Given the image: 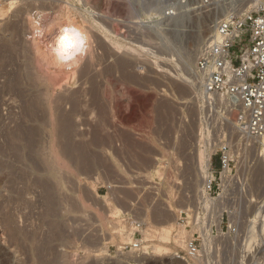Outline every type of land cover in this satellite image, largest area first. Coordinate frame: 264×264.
Instances as JSON below:
<instances>
[{"label":"rangeland","instance_id":"374dc122","mask_svg":"<svg viewBox=\"0 0 264 264\" xmlns=\"http://www.w3.org/2000/svg\"><path fill=\"white\" fill-rule=\"evenodd\" d=\"M251 4L204 10L196 0H0V264H183L173 257L184 251L173 238L179 225L167 244L143 243L169 249L154 259L121 252L131 239L119 242L115 227L131 237V217L148 231L158 227L156 215L174 219L197 207L204 177L193 153L203 129L189 104L196 57L191 69L184 59L226 10ZM68 18L89 29L91 48L71 70L42 69L31 44L43 51L57 20ZM260 155L264 147L255 144L239 162L241 207L235 195L225 203L238 235L221 236L200 210V223L210 226L200 264H251L264 245V181L251 176ZM228 223L224 215V232Z\"/></svg>","mask_w":264,"mask_h":264},{"label":"built area","instance_id":"2783aa9c","mask_svg":"<svg viewBox=\"0 0 264 264\" xmlns=\"http://www.w3.org/2000/svg\"><path fill=\"white\" fill-rule=\"evenodd\" d=\"M196 1L200 9L207 10L237 0ZM164 16L171 18L174 13L166 11ZM191 77L194 92L189 104L195 105L202 119L201 126L206 135L201 146L207 160L203 195L197 207L180 211L176 221L189 234L183 253L177 255L186 263L200 264L210 233V226L200 223V210L208 211V224L216 222L217 227L219 220L217 229L221 236L238 235L235 214L232 215L225 203L227 196L235 195L241 207L246 181L238 173V166L245 152L254 151L255 145L246 139L264 136V0H252V4L243 10L228 9L214 21L211 34L197 52ZM228 113L233 118L231 126L223 120L228 118ZM245 167L247 173V163ZM224 215L227 223L231 221L225 232L224 227L220 228ZM129 221L134 231L130 243L121 246V252H139L143 247V223L132 217Z\"/></svg>","mask_w":264,"mask_h":264},{"label":"bare ground","instance_id":"6f19581e","mask_svg":"<svg viewBox=\"0 0 264 264\" xmlns=\"http://www.w3.org/2000/svg\"><path fill=\"white\" fill-rule=\"evenodd\" d=\"M238 1H240V2H242V1H245V0H238ZM249 1H252V0H248V2ZM241 6V5H240ZM229 8V7H228ZM227 7H226V9H228ZM230 8H232V7H230ZM229 8V9H230ZM242 8V7H241ZM222 10V9H221ZM223 11H224V9H223ZM61 18V20H62V17H60ZM61 20H57V23H56V25H54L53 26V31H55V38L58 36V34L62 31V29L64 28V27H67V26H75V27H77V28H79L81 31H83V32H85V33H87V35H88V37H89V45H91V43H92V38H91V35H90V33H89V29L87 28V29H84V28H86V26L84 27V24H83V27L82 26H79V25H77V24H75L74 23V21L72 20H70L69 18L68 19H66V22L64 23V25H63V23H61L60 21ZM213 22V21H212ZM211 22V23H212ZM91 23V22H90ZM33 25V24H32ZM81 25V24H80ZM93 26H94V24H92ZM90 26H91V24H90ZM92 26V27H93ZM90 28V27H89ZM92 30V29H91ZM90 30V31H91ZM93 32V31H92ZM55 38H53L50 42H49V44H46V46H45V49L42 51L41 49H39V48H33V47H35L38 43V41L35 43L34 42V46H33V44H31L32 45V54H33V56L32 57H34V59H36V62H38V65L40 64L41 66H43L44 68H47V69H51V70H65V71H68V70H71V67L72 66H65V65H60V64H58L57 62H56V60L54 59V57L52 56V54H51V50H50V45L55 41ZM193 39V38H192ZM191 39V40H192ZM195 40H196V38H195ZM34 40H32V42H33ZM197 42V41H196ZM198 45V44H197ZM196 44H195V46H193V49L192 50H190L189 51V53L188 54H186V57H185V59H184V66H185V68L187 67V68H190L191 66L190 65H192L193 64V62H194V60H195V57L197 56L196 55V53H197V51L199 50H197V48H196V46H197ZM40 47V46H39ZM89 48H91L90 46H89ZM43 49V48H42ZM35 50V51H34ZM130 52V51H129ZM128 52V53H129ZM131 55V54H130ZM135 56V55H134ZM138 56V55H137ZM129 57V56H128ZM133 57V56H132ZM142 57V56H141ZM84 58V57H83ZM134 58V57H133ZM132 58V59H133ZM31 59V58H30ZM141 60V59H140ZM35 62V63H36ZM135 63V62H134ZM137 63V62H136ZM75 64H77V63H75ZM74 64V65H75ZM37 65V66H38ZM39 65V66H40ZM38 66V68H40ZM193 66V65H192ZM74 67V66H73ZM42 68V67H41ZM30 69V68H29ZM43 69V68H42ZM191 69V68H190ZM193 69V68H192ZM38 70V69H37ZM43 71V70H42ZM64 71V72H65ZM192 71V70H191ZM34 72V71H33ZM47 72V71H46ZM35 73V72H34ZM45 73V72H44ZM62 73V72H61ZM28 74V73H27ZM48 74V73H47ZM66 74V73H65ZM32 75V74H31ZM35 76V75H34ZM36 76H39L38 74L36 75ZM42 77V76H41ZM44 77H46V76H44L43 75V78ZM47 77H49L48 75H47ZM39 78V77H38ZM50 79V78H49ZM34 80H36V79H34ZM39 80V79H38ZM37 80V81H38ZM40 80H41V78H40ZM31 81H32V79H31ZM40 82V81H39ZM37 83V82H36ZM31 85V84H30ZM191 85V84H190ZM32 86V85H31ZM41 89V88H40ZM39 90V89H38ZM37 92V91H36ZM42 94V93H41ZM35 95V94H34ZM45 95V94H44ZM167 95H169L170 96V94H167ZM32 96V95H31ZM35 97V96H34ZM37 97V96H36ZM33 98V97H32ZM34 99V98H33ZM44 99V98H43ZM30 100H32L31 98H30ZM36 101V100H35ZM44 101V100H43ZM32 103V102H31ZM188 103V101H182L181 102V105L182 104H187ZM33 104H35L34 102H33ZM32 104V105H33ZM164 104V103H163ZM166 104V103H165ZM36 105H37V103H36ZM163 106V105H162ZM32 107V106H31ZM31 107H29V109L31 108ZM34 107V106H33ZM165 107V106H164ZM168 107V106H167ZM36 108V107H35ZM43 108V107H42ZM171 108V107H170ZM32 109V108H31ZM34 109V108H33ZM163 109V108H162ZM169 108H167V110H168ZM33 111H35V110H33ZM38 111H40V110H38ZM44 111V110H43ZM159 111V110H158ZM30 112V111H29ZM165 112V111H164ZM169 112V111H168ZM35 113V112H34ZM34 113H32V111H31V116L32 117H34L35 116V114ZM166 113V112H165ZM34 114V115H33ZM40 114V113H39ZM43 114V113H42ZM43 116V115H42ZM167 116H169V115H166L165 117H167ZM230 116V117H229ZM37 117V116H36ZM35 119V118H34ZM33 119V120H34ZM40 119H41V117H40ZM59 119V118H58ZM66 119V118H65ZM220 119V118H219ZM224 121H225V124L227 125V126H231L230 124L232 123V114L231 113H228V118H225V119H223ZM60 122V121H59ZM64 122V121H63ZM62 123V122H61ZM65 123V122H64ZM200 126V125H199ZM64 127V126H63ZM67 128V127H66ZM37 129V128H36ZM31 130V129H30ZM62 130V129H61ZM32 131V130H31ZM34 131V130H33ZM65 131V130H64ZM27 133V132H26ZM37 133V132H36ZM61 133H63V132H61ZM68 133V132H67ZM33 133H31V135H32ZM64 134V133H63ZM34 135V134H33ZM32 135V136H33ZM26 136V135H25ZM36 136V135H35ZM202 136H203V133H202V131H201V133L199 132V135H198V139H197V141H196V145H195V147H194V153H193V156H195V159L197 160L196 162V164H197V174H200V175H202V177H205V164H206V160H207V155H206V153H205V150L202 148V146H201V140H202ZM30 139H26V140H31L32 141V138H31V136L29 137ZM18 139V138H17ZM65 139V138H64ZM25 140V141H26ZM20 141V140H19ZM31 141L29 142V144L31 143ZM246 141L248 142V141H250V142H252V143H255V144H257V145H259V146H263L264 147V136L262 137V138H257V139H246ZM34 142V141H33ZM64 142H65V140H64ZM63 142V143H64ZM67 144V143H66ZM34 147V146H33ZM28 148V147H27ZM32 153V152H31ZM255 165H256V167L254 168V172H253V175H251L252 177H254V178H252V179H255V181L257 182V184L259 183V182H261V180H263L264 181V155H260L258 158L256 157V163H255ZM238 173H240V171H238ZM202 181V180H201ZM255 181H254V183H255ZM252 182V181H251ZM253 183V182H252ZM256 186V185H255ZM257 186H260V185H257ZM252 189V188H251ZM250 189V190H251ZM203 195V192L201 191V193H200V195H199V197H201ZM263 204V203H262ZM261 204V205H262ZM258 205V204H257ZM260 205V206H261ZM167 206H169L168 204H167ZM172 207V206H171ZM261 208V207H260ZM259 208V209H260ZM172 209V208H171ZM170 209V207H169V209L167 210L168 212H172V210ZM257 209V208H256ZM158 210V209H157ZM258 210V209H257ZM261 212L263 211L262 210V208H261V210H260ZM257 213H259L258 215V217H260V212L258 211ZM161 214V213H160ZM171 214V213H170ZM158 215H159V213H158ZM163 214H161V216H162ZM264 215V214H263ZM160 215H159V217L156 215V217L158 218V220L160 221L158 224H157V226L158 227H154V228H152L153 226H151V230H149L148 229V231L146 230V231H143L142 230V235H143V239H142V241H143V243H146L147 241L146 240H150V242L151 241H153V239L155 240V238L156 239H158V241L160 242V243H163V244H167L168 242H169V240H170V238H171V235H172V233H171V230H172V228H174L175 227V225H177L176 224V221H177V219H178V216L177 217H173L174 219H166L168 216H166V218H165V214L161 217ZM256 216H257V214H256ZM161 217V218H160ZM171 217V216H170ZM262 217V216H261ZM263 218V217H262ZM261 218V219H262ZM258 219V218H257ZM155 220V219H154ZM175 220V221H174ZM259 220V219H258ZM260 221V220H259ZM140 222L141 223H143L144 221H142V220H140ZM217 224H220V222H219V220L217 221ZM259 224V223H258ZM178 227V226H177ZM181 231L177 234V235H173V238H174V243L176 242V244L178 245L179 244V246L180 247H182L183 246V248H184V246H185V239L188 237V235L189 234H187V232L186 231H184V230H182V228H180V227H178ZM115 229H117V235H118V241L119 242H121V241H126V242H129L130 241V239H131V237H129V236H126V234H124L123 232H121V230L120 229H118V225H116V227H115ZM132 229H133V226H132ZM134 231V230H133ZM132 231V232H133ZM175 233H177V232H175ZM129 235V234H128ZM117 237V236H116ZM172 238V239H173ZM157 241V242H158ZM123 243V242H122ZM175 244V245H176ZM169 249L166 247V246H163V245H159V244H152V245H150V246H143L142 247V249L140 250V251H142L143 252V257L142 258H144L146 255L148 256H151V258H153L154 259V257H163L164 255H166L168 252ZM150 251V252H149ZM124 255V254H123ZM148 256V257H149ZM262 256L264 257V245H262L261 246V248H260V250H257V252L255 253V255L253 256V261H252V263L251 264H259L260 263V261H261V258H262ZM173 257H175L174 259H176L177 261H179V263L180 262H183V264H192V263H190V262H184V260H182L181 258H178V255H177V253H174V256ZM136 259H137V257H135ZM134 258V259H135ZM147 258V257H146ZM146 258H144V259H146ZM170 261V260H169ZM178 263V262H177ZM169 264V263H168Z\"/></svg>","mask_w":264,"mask_h":264},{"label":"clouds","instance_id":"9594fccd","mask_svg":"<svg viewBox=\"0 0 264 264\" xmlns=\"http://www.w3.org/2000/svg\"><path fill=\"white\" fill-rule=\"evenodd\" d=\"M89 46L87 33L75 26H67L50 45V50L58 64L72 66L87 54Z\"/></svg>","mask_w":264,"mask_h":264}]
</instances>
